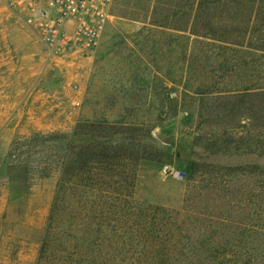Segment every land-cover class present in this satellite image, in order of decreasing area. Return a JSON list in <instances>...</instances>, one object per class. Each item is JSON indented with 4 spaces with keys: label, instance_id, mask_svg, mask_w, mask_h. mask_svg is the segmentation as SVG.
<instances>
[{
    "label": "rangeland",
    "instance_id": "374dc122",
    "mask_svg": "<svg viewBox=\"0 0 264 264\" xmlns=\"http://www.w3.org/2000/svg\"><path fill=\"white\" fill-rule=\"evenodd\" d=\"M144 10L113 0L96 50L49 60L37 34L0 4V264H35L59 180L56 138L84 120L122 122L103 127L114 153L133 154L138 202L264 227V90L209 94L264 88V53L172 44L144 24L161 11ZM76 74L83 91L69 81ZM249 229V247L264 251V230Z\"/></svg>",
    "mask_w": 264,
    "mask_h": 264
},
{
    "label": "trees",
    "instance_id": "16d2710c",
    "mask_svg": "<svg viewBox=\"0 0 264 264\" xmlns=\"http://www.w3.org/2000/svg\"><path fill=\"white\" fill-rule=\"evenodd\" d=\"M133 1L137 8L145 7L148 18L161 11L144 24L172 44L187 42V48L194 36L228 52L264 53V0ZM263 90L242 87L209 94ZM81 122L67 139L56 138L63 141L59 180L35 264H262L254 261L264 251L245 241L250 235L244 232L250 227L246 222L208 214L182 218L163 206L138 202L133 195L135 174L128 171L133 154L114 153L104 131L109 127H103L122 122ZM121 162L129 164L120 167ZM70 176L74 182L68 187ZM257 227L250 229L264 230Z\"/></svg>",
    "mask_w": 264,
    "mask_h": 264
},
{
    "label": "built area",
    "instance_id": "2783aa9c",
    "mask_svg": "<svg viewBox=\"0 0 264 264\" xmlns=\"http://www.w3.org/2000/svg\"><path fill=\"white\" fill-rule=\"evenodd\" d=\"M0 4L37 34L49 60L96 50L113 18V0H0ZM173 171L171 165L164 167L166 174Z\"/></svg>",
    "mask_w": 264,
    "mask_h": 264
},
{
    "label": "crops",
    "instance_id": "0c3cea01",
    "mask_svg": "<svg viewBox=\"0 0 264 264\" xmlns=\"http://www.w3.org/2000/svg\"><path fill=\"white\" fill-rule=\"evenodd\" d=\"M6 10V9H5ZM7 11V10H6ZM8 12V11H7ZM9 13V12H8ZM31 31V30H30ZM196 40H197V38H195L194 36L193 37H191V39H190V43H194V42H196ZM41 75V74H40ZM42 76V77H41ZM40 77L41 78H44V79H47V74H42ZM61 77H62V80L64 79V78H66V75H65V73H64V71L61 69ZM69 81H70V83L71 84H73L74 83V85H77V86H79V91H83L84 90V88H85V86H84V83H85V76L84 75H79V74H76V75H74V77H72V78H70L69 79ZM67 90H68V92L70 93L71 92V89H70V87H68L67 88Z\"/></svg>",
    "mask_w": 264,
    "mask_h": 264
},
{
    "label": "water",
    "instance_id": "95a60500",
    "mask_svg": "<svg viewBox=\"0 0 264 264\" xmlns=\"http://www.w3.org/2000/svg\"><path fill=\"white\" fill-rule=\"evenodd\" d=\"M58 74H59V71L56 70L55 73H54V75H55V76H58Z\"/></svg>",
    "mask_w": 264,
    "mask_h": 264
}]
</instances>
